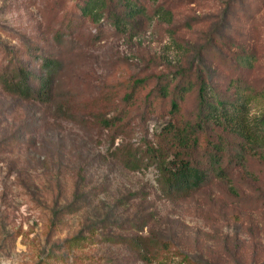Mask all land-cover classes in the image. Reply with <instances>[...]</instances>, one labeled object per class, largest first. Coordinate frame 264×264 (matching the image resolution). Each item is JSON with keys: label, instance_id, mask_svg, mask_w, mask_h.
<instances>
[{"label": "rangeland", "instance_id": "rangeland-1", "mask_svg": "<svg viewBox=\"0 0 264 264\" xmlns=\"http://www.w3.org/2000/svg\"><path fill=\"white\" fill-rule=\"evenodd\" d=\"M80 1L0 0V67L4 50L35 72L42 56L58 60L54 100L76 115L0 86V264H264V162L232 171L238 193L213 178L171 198L144 154L167 115L143 100L156 75L185 67L262 87L264 0H146L170 15L151 14L126 33L80 16ZM247 52L248 67L238 59ZM140 77L148 79L125 102ZM263 106L261 98L250 113ZM118 111L113 126L99 122ZM150 229L168 241L150 262L115 239Z\"/></svg>", "mask_w": 264, "mask_h": 264}, {"label": "trees", "instance_id": "trees-1", "mask_svg": "<svg viewBox=\"0 0 264 264\" xmlns=\"http://www.w3.org/2000/svg\"><path fill=\"white\" fill-rule=\"evenodd\" d=\"M145 1L81 0L78 7L80 16L95 22L106 19L118 32L126 33L151 14L170 15L169 8L154 4L148 9ZM3 54L6 60L0 67V86L4 91L23 99L52 102L58 115L76 119L69 104L54 100L56 71L60 67L58 60L42 56L38 72H35L23 65L14 51L4 50ZM238 59L248 67L252 65L254 55L247 52ZM147 79L135 78L128 84L123 100H132L137 87ZM190 92H194L195 104L185 109L184 97ZM261 98H264V85L256 88L241 76L226 82H212L201 71L193 77L188 67L156 75L155 83L143 100L150 110L161 111L167 116L144 154L156 162L164 190L171 198L185 197L213 178L225 181L231 192L238 193L232 184V171L241 167L247 172L250 160L264 162V108L250 113L251 107L259 104ZM119 112L111 117L101 116L99 122L103 126H113L122 119ZM262 189L257 196L264 199ZM115 239L145 262L153 260L158 250L166 248L168 243L154 229L146 234H120ZM158 264L178 263L162 261ZM193 264L206 263L197 261Z\"/></svg>", "mask_w": 264, "mask_h": 264}]
</instances>
